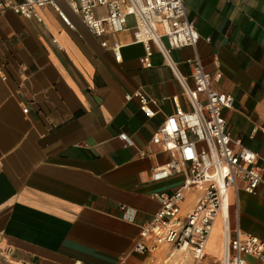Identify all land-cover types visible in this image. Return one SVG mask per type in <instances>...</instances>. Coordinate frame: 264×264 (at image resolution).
<instances>
[{
    "label": "crops",
    "instance_id": "1",
    "mask_svg": "<svg viewBox=\"0 0 264 264\" xmlns=\"http://www.w3.org/2000/svg\"><path fill=\"white\" fill-rule=\"evenodd\" d=\"M57 5L73 29L50 7L38 11L40 21L0 12V264H141L144 256L133 251L139 227L158 210L155 195L171 193L183 180L176 174L150 179L169 162V154L150 143L175 111L162 99L178 97L180 109H190L155 46L151 67L139 63L144 46L133 41L131 18L119 35L95 38L63 0ZM183 6L199 42L195 49L169 50V58L188 87L186 62L195 55L204 73H221L214 87L234 99L223 111L230 136L262 167L264 0H183ZM104 14V8L96 11ZM113 45L120 46L119 62ZM136 92L157 101L147 107L151 117L137 99L126 101ZM121 133L134 147L121 143ZM229 191L226 214L220 210L205 245V264L223 254L221 219L227 216L231 237L238 228L264 243V187L255 195ZM192 204L189 199L184 208ZM123 207L136 213L132 222Z\"/></svg>",
    "mask_w": 264,
    "mask_h": 264
},
{
    "label": "built area",
    "instance_id": "2",
    "mask_svg": "<svg viewBox=\"0 0 264 264\" xmlns=\"http://www.w3.org/2000/svg\"><path fill=\"white\" fill-rule=\"evenodd\" d=\"M63 1L95 38H102L107 32L119 35L127 29L126 21L131 18L133 41L144 46V56L139 58V63L145 68L151 67V46H155L178 82L190 110L180 109L178 97L162 99L170 102L175 111L158 126L150 143L159 145L168 153L169 162L153 169L150 179L157 183L176 174L183 180L171 193L155 195L158 210L139 227V238L133 251L144 256L141 264H156V255L162 249H166L167 254L160 259V264H174L181 257L189 259L191 264H205V245L227 192L232 190L238 194L241 189L255 195L260 186L264 187V166L258 165L256 154L239 139L230 136L223 111L233 108L234 99L215 89L214 84L221 79V73L216 72L214 76L204 73L200 59L195 55L186 62L190 66L192 82L188 87L186 79L169 58V50L195 49L199 42L183 0ZM45 7L53 9L63 25L73 29L68 16L59 9L57 0H0V12L10 11L37 21H40L38 11ZM101 8L105 9V14L99 18L96 11ZM101 46L108 47L104 41ZM110 53L119 62L120 46L113 45ZM132 98L137 99L140 110L148 117L152 116L147 107L155 106L156 100L140 92L125 97L126 101ZM118 139L125 147H134L125 133H121ZM139 155L148 153L141 150ZM189 199L194 204L184 208ZM122 212L128 221L134 220L136 213L133 210L123 207ZM222 228L223 254L212 264H245L243 257L246 255L264 263L263 242L238 228L231 237L228 216L223 219ZM120 264H124L122 259Z\"/></svg>",
    "mask_w": 264,
    "mask_h": 264
},
{
    "label": "bare ground",
    "instance_id": "3",
    "mask_svg": "<svg viewBox=\"0 0 264 264\" xmlns=\"http://www.w3.org/2000/svg\"><path fill=\"white\" fill-rule=\"evenodd\" d=\"M227 198L223 201L222 205H221V211L223 212V215L226 214V206L228 204V202L231 201V197H232V193H230V191L227 192ZM222 212H221V216H222ZM220 217V215H219ZM223 221V219H221Z\"/></svg>",
    "mask_w": 264,
    "mask_h": 264
},
{
    "label": "rangeland",
    "instance_id": "4",
    "mask_svg": "<svg viewBox=\"0 0 264 264\" xmlns=\"http://www.w3.org/2000/svg\"><path fill=\"white\" fill-rule=\"evenodd\" d=\"M174 264H191L189 259H185L184 257L177 258L174 262Z\"/></svg>",
    "mask_w": 264,
    "mask_h": 264
}]
</instances>
